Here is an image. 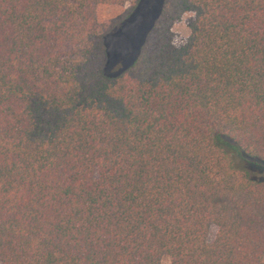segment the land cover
<instances>
[{"label":"trees","instance_id":"trees-1","mask_svg":"<svg viewBox=\"0 0 264 264\" xmlns=\"http://www.w3.org/2000/svg\"><path fill=\"white\" fill-rule=\"evenodd\" d=\"M165 259L264 264V0H0V264Z\"/></svg>","mask_w":264,"mask_h":264},{"label":"rangeland","instance_id":"rangeland-1","mask_svg":"<svg viewBox=\"0 0 264 264\" xmlns=\"http://www.w3.org/2000/svg\"><path fill=\"white\" fill-rule=\"evenodd\" d=\"M130 6L127 4L123 7H111L107 11V15L110 18H114L122 13ZM147 5L141 6L140 12L144 13ZM142 18L140 16H135L133 20L125 24V26L120 30L118 35H108L106 38L107 52L110 59L122 60L126 59L130 55L135 53V50L140 44L141 36L144 32L142 25ZM174 32V44L177 47L184 45L190 35V29L187 26L186 19L173 26ZM216 228H212L210 232V240H213L216 235ZM165 263H169L168 259H165Z\"/></svg>","mask_w":264,"mask_h":264}]
</instances>
